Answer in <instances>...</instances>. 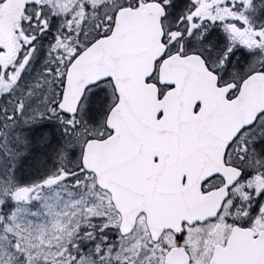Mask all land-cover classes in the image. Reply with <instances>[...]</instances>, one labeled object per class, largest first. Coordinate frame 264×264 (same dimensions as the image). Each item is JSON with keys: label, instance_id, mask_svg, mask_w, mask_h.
<instances>
[{"label": "snow or ice", "instance_id": "snow-or-ice-1", "mask_svg": "<svg viewBox=\"0 0 264 264\" xmlns=\"http://www.w3.org/2000/svg\"><path fill=\"white\" fill-rule=\"evenodd\" d=\"M9 2L0 0L13 39L9 48L0 37V264H264V0H11L6 15ZM135 55L143 66L130 64ZM173 61L184 71L170 76ZM192 75L201 85L186 94ZM130 85L147 94L144 110ZM173 138L211 152L216 166L195 183L211 210L157 228L142 200L129 220L93 151L158 170ZM185 168L172 173L176 189Z\"/></svg>", "mask_w": 264, "mask_h": 264}, {"label": "water", "instance_id": "water-1", "mask_svg": "<svg viewBox=\"0 0 264 264\" xmlns=\"http://www.w3.org/2000/svg\"><path fill=\"white\" fill-rule=\"evenodd\" d=\"M141 46L146 51L149 50L147 43ZM129 62L133 66H143L144 55L132 56ZM148 63L150 66V57ZM183 71V66L176 61L165 66V73L170 76ZM200 85L198 77L192 75L186 82L185 93L187 94ZM183 99L184 96H175L171 102L178 109ZM130 101L133 109L139 112L145 109L148 97L145 92L130 85ZM116 115L119 120L125 123L131 119V114L127 109H122ZM132 131L146 143L161 142L158 136L149 133L146 129L133 127ZM166 151L169 154L167 166L158 170H146L138 160H133L127 168H120L114 163L116 160L114 152L103 149L93 151L94 159L110 165L102 170L101 177L104 179L114 178L119 181V199L129 212V220L132 219L131 213L137 207L143 206L140 203L142 200L150 202L151 208L147 219L157 228L162 224L171 223L172 217L184 210L207 211L211 209V198L199 195L198 190L195 189V183L199 176L216 166L211 152L195 146H186L182 140L177 138H173L168 143ZM181 165H187L185 170L190 169L189 179L180 189H176L171 183V177L175 169Z\"/></svg>", "mask_w": 264, "mask_h": 264}, {"label": "rangeland", "instance_id": "rangeland-1", "mask_svg": "<svg viewBox=\"0 0 264 264\" xmlns=\"http://www.w3.org/2000/svg\"><path fill=\"white\" fill-rule=\"evenodd\" d=\"M41 123H52L54 126L58 125V121L50 120L49 118H45L44 120L40 121ZM59 131V129H57ZM47 171V165H38L35 168H33L30 172H28L25 176L26 180H32L35 178H38L45 174Z\"/></svg>", "mask_w": 264, "mask_h": 264}, {"label": "flooded vegetation", "instance_id": "flooded-vegetation-1", "mask_svg": "<svg viewBox=\"0 0 264 264\" xmlns=\"http://www.w3.org/2000/svg\"><path fill=\"white\" fill-rule=\"evenodd\" d=\"M14 12H15V5L10 0V2L8 3L7 8H6V15H12V14H14ZM0 37H3L4 39L7 40L9 48L12 47V45H13L12 36L5 31L4 25L2 23H0Z\"/></svg>", "mask_w": 264, "mask_h": 264}]
</instances>
